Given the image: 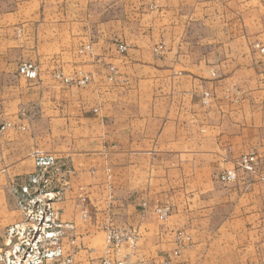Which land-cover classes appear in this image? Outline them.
<instances>
[{"label": "crops", "instance_id": "1", "mask_svg": "<svg viewBox=\"0 0 264 264\" xmlns=\"http://www.w3.org/2000/svg\"><path fill=\"white\" fill-rule=\"evenodd\" d=\"M0 90L24 92L0 94V171L33 173L35 149L70 170L55 208L76 264L106 225L138 231L129 264L179 232L183 264H264V0H0ZM250 153L257 174L221 183Z\"/></svg>", "mask_w": 264, "mask_h": 264}, {"label": "built area", "instance_id": "2", "mask_svg": "<svg viewBox=\"0 0 264 264\" xmlns=\"http://www.w3.org/2000/svg\"><path fill=\"white\" fill-rule=\"evenodd\" d=\"M259 48V46H256ZM121 44L120 50L126 51ZM163 46H157L159 55ZM263 51V49H262ZM19 74L28 80L38 77V67L33 64H21ZM56 79L67 84L85 87L89 78H64L56 74ZM209 94L204 95L203 103L207 104ZM32 157L36 162V172L27 183L20 184L15 190L20 196L19 204L23 208L24 221L10 228L0 242V264H76L79 252L76 236L70 235L68 226L61 222L60 211L55 203L61 200L67 186L69 169L62 168L53 156L41 150H34ZM258 157L254 153L242 155L235 160V167L223 172L219 180L229 185L237 181L240 171L257 174ZM159 220L167 222L170 215L168 208L156 210ZM180 248L189 240L184 234L176 236ZM139 235L134 228H106V244L102 257L95 264H129L132 252L138 247ZM156 264H173L165 261Z\"/></svg>", "mask_w": 264, "mask_h": 264}, {"label": "rangeland", "instance_id": "3", "mask_svg": "<svg viewBox=\"0 0 264 264\" xmlns=\"http://www.w3.org/2000/svg\"><path fill=\"white\" fill-rule=\"evenodd\" d=\"M89 81H90V79H89ZM88 84H89V82H88ZM17 93L21 94V96H23V94H24V92L21 90H0V94H3L5 96H6V94H10V95L15 96V95H17ZM2 129H4V127L0 128V130H2ZM38 150H40V149H38ZM41 151H43V150H41ZM44 153L47 154L46 152H44ZM47 155L51 156L50 154H47ZM30 157L33 159L32 153H31ZM33 161L35 162L34 159H33ZM35 166H36V162H35ZM29 170H30V168H29ZM29 170H26L25 172H23L25 174L13 175L9 179L6 178L5 172L0 171V242L3 241V237H5L6 232L10 228H12L13 226H16L18 224H21L24 221L23 208L19 204V201H18V199H20V196H18V194L15 190L17 189V187L20 184L27 183V180L29 179V177L32 176L33 174H35V172H36V168H35V171L33 173H30ZM16 174H20V173L16 172ZM107 227H108V225H106L105 231H106ZM178 234H181V233L180 232L177 233L176 236H178ZM175 240H176L175 243H176L177 249H175L172 253L168 254L164 258L163 261L158 262V263L170 261L173 264H183V262H180L182 260V258H180V256L182 253V249L186 248L187 244L184 247L180 248L178 243H177L176 237H175Z\"/></svg>", "mask_w": 264, "mask_h": 264}]
</instances>
